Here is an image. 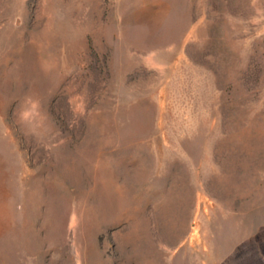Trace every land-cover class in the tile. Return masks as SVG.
<instances>
[{
    "label": "rangeland",
    "instance_id": "obj_1",
    "mask_svg": "<svg viewBox=\"0 0 264 264\" xmlns=\"http://www.w3.org/2000/svg\"><path fill=\"white\" fill-rule=\"evenodd\" d=\"M0 264H264V0H0Z\"/></svg>",
    "mask_w": 264,
    "mask_h": 264
}]
</instances>
